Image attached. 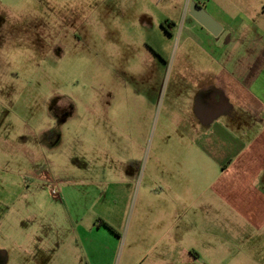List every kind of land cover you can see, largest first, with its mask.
<instances>
[{
	"label": "crops",
	"instance_id": "crops-1",
	"mask_svg": "<svg viewBox=\"0 0 264 264\" xmlns=\"http://www.w3.org/2000/svg\"><path fill=\"white\" fill-rule=\"evenodd\" d=\"M193 1L219 36L189 16ZM183 9L182 31L199 51L190 44V86L168 90L186 103L180 121L175 104L166 107L159 143L171 151L96 154L111 136L98 128L110 122L76 115L81 151L73 174L59 166L54 180L50 145L40 151L35 135L5 134L0 90V264H264V0H190ZM165 22L171 37L177 23ZM143 92L140 104L153 89ZM54 122L48 131L65 123Z\"/></svg>",
	"mask_w": 264,
	"mask_h": 264
},
{
	"label": "rangeland",
	"instance_id": "rangeland-1",
	"mask_svg": "<svg viewBox=\"0 0 264 264\" xmlns=\"http://www.w3.org/2000/svg\"><path fill=\"white\" fill-rule=\"evenodd\" d=\"M186 2L190 0H0L5 134L35 135L42 142L38 150L50 145L53 164L47 171L54 180L59 166L73 174L74 154L81 151L76 149V115L110 122L108 128H98L99 137L106 131L111 136L108 145H97L96 154L106 147L114 154L144 157L158 146L171 151L173 145L159 143L162 125L172 115L166 107L175 104L180 116L173 113L172 120L180 121L186 103L185 96H171L168 90L190 86V44L199 51L182 31L188 23ZM165 20L177 23L176 29L168 24L171 37L160 29ZM150 47L163 55L161 64H154ZM149 73L156 76L146 79ZM149 89L152 95L145 96L150 102L140 104ZM60 118L65 123L48 131L45 126ZM8 264H15L12 257Z\"/></svg>",
	"mask_w": 264,
	"mask_h": 264
},
{
	"label": "water",
	"instance_id": "water-1",
	"mask_svg": "<svg viewBox=\"0 0 264 264\" xmlns=\"http://www.w3.org/2000/svg\"><path fill=\"white\" fill-rule=\"evenodd\" d=\"M189 16L199 25L206 29L214 37L219 36L222 29L215 19H213L200 5L195 1L188 7Z\"/></svg>",
	"mask_w": 264,
	"mask_h": 264
},
{
	"label": "trees",
	"instance_id": "trees-1",
	"mask_svg": "<svg viewBox=\"0 0 264 264\" xmlns=\"http://www.w3.org/2000/svg\"><path fill=\"white\" fill-rule=\"evenodd\" d=\"M164 28H165V30H166L168 33H170V31L168 30V28H167V27H165V26H164Z\"/></svg>",
	"mask_w": 264,
	"mask_h": 264
}]
</instances>
